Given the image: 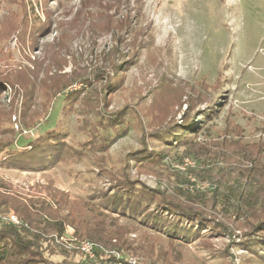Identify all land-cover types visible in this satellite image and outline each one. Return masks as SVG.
Wrapping results in <instances>:
<instances>
[{
    "label": "rangeland",
    "instance_id": "374dc122",
    "mask_svg": "<svg viewBox=\"0 0 264 264\" xmlns=\"http://www.w3.org/2000/svg\"><path fill=\"white\" fill-rule=\"evenodd\" d=\"M126 1L121 6L120 14L123 15L130 7L133 8L131 15L134 17L139 5L142 11L132 26L136 27V31L130 30L125 34L120 50L130 56L141 40L143 48L133 59L134 63L123 71L120 85L111 91L105 89L103 69L109 72L111 69L108 64L105 65L102 53L111 50L115 42L113 30L105 26L108 19L102 18V9L92 4L82 8L81 0H63L62 3L59 0H27L29 6H34L39 19L50 24L47 31L38 30L35 39L30 29L32 27L27 28L29 30L24 37H19L22 28L12 25V14L21 12L16 0L0 2V74L11 71L12 76L9 77L19 85L22 84L21 71L29 73L33 80L29 92L22 91L20 86L16 91L8 82L2 83L4 86L0 88V110L13 106L17 113L12 116V126L17 132H0L1 193H12L33 200L39 197L50 200L51 189L58 188L68 192L70 199H86L95 209L102 203L98 192L111 187L110 178L102 175L98 167L97 156L100 154L103 155L99 158L101 163L113 172L126 171L147 186L172 189L166 177L140 171V159H135L133 155L145 145L153 152L170 147L174 154L166 160L170 170H185L188 165L197 166L202 162L194 155L180 161L179 156L185 150L184 144H176V141L169 144L153 137L158 122H154V128L150 126L153 124L150 119L155 121L150 112L155 100V89L150 90V86L158 84L161 77L167 75L173 77L176 84L179 80L191 84L205 80L215 85L209 87L208 92L212 101L200 104L202 111L195 115L196 126L201 128L196 136L197 141L209 142L212 146L215 141L224 139L264 141V0H140L139 3L130 0L129 5H126ZM116 12L113 9L109 14L113 16ZM10 26L12 28L8 37H2L5 27ZM128 57H123V60ZM99 75L103 76V80H92V86L80 80L69 84L52 105L50 90L53 83ZM78 90H81V95L70 106L71 113L65 116L63 106L67 101L64 96ZM179 92H175V96L170 99L177 98ZM185 94L179 109L177 105L173 109L177 119H180L186 108ZM25 97L29 104L27 115H34L38 120V124L35 122L30 128L24 127L20 120ZM90 97L93 98V104L98 102L103 108L100 111L103 116L113 115L124 108L133 109L137 114L128 117L127 132L115 139L106 151L80 145L91 132L99 133V139L106 134L110 138L115 135L113 130H93V123L101 117L94 111L86 110ZM209 111H215L211 119L203 115ZM55 125L60 128L64 140L78 150L83 148L85 155L44 168L5 163L11 153L21 151L25 144ZM187 159L192 163L186 165ZM146 168L150 170L155 166L147 164ZM192 180L199 189L210 187L195 177ZM2 208L0 224L12 223L6 218L13 214L19 222L12 225L19 226L22 221L14 210L9 208L1 211ZM114 215L119 216L117 213ZM119 218L122 222L138 225L137 231L131 234L132 238L139 240L144 233L149 232L163 244H168L169 237L161 231V227L153 228L145 222H139L140 217L124 215ZM216 218L221 220V214L218 213ZM230 230L214 236L205 231L189 240L178 239L175 251L180 255L181 264H248L252 255L242 244L243 230L238 228L234 233ZM67 233L77 239L72 226H67L64 234ZM204 242H210L211 246L204 247L201 245ZM118 252L135 260V263L130 264H152L148 253ZM80 256L83 260L87 258L85 254H79L75 259L78 260ZM49 258L62 261L64 256L52 254ZM251 262L264 264V259L261 261L254 257ZM160 264L168 263L165 261Z\"/></svg>",
    "mask_w": 264,
    "mask_h": 264
},
{
    "label": "trees",
    "instance_id": "16d2710c",
    "mask_svg": "<svg viewBox=\"0 0 264 264\" xmlns=\"http://www.w3.org/2000/svg\"><path fill=\"white\" fill-rule=\"evenodd\" d=\"M59 1L62 3L63 0ZM81 1L82 8L92 4L102 9L104 11L102 18L108 19L105 22L106 28L113 30L115 44L111 50L102 53L105 65L108 64L111 72L103 69L104 77L82 76L68 82L53 83L54 86L52 84L50 90L53 97L52 105L69 84L79 80L92 86L96 78L98 79L95 81H101L104 78L106 87L104 88L108 91L115 89L122 81L123 71L134 63L133 59L143 48L141 40L134 54L130 56L120 50L125 34L130 30L134 32L136 28L132 26L141 15L140 5L136 9L137 14L132 17L133 8L130 7L123 15L120 14L121 6L125 4L124 0ZM129 1H126V5H129ZM139 1L136 0L137 3ZM16 2L21 12L12 14L14 20L12 25L15 28H22L19 37H24L29 27H32L30 29L35 39L38 36V30L44 32L49 29L50 24L39 19L34 12V6L32 4L29 6L30 2L27 0H16ZM113 9L117 12L112 16L109 11ZM17 21L20 23L18 24ZM11 28V26L5 27L2 37H8ZM125 56L129 57L123 60ZM10 75L12 76L11 71L0 74V88L4 86L2 83L8 82L9 86L11 84L16 91L18 86L24 92L31 91L33 80L29 73L20 72V83H22L20 85L16 80L12 81ZM161 78L158 84L150 86V90L155 89L153 91L155 100L150 110L155 121L151 118L150 122L153 124L150 126L154 128V122H158V126L153 130L155 134L153 137L160 138L169 144L173 143L172 141H176V144H184L185 150L179 156L180 161H183L184 157L194 155L195 158L202 159L201 164L188 165L185 170L178 168L170 170L167 159L174 155L170 147L153 152L149 151L145 145L133 152L135 159H140V171L153 172L159 177H166L172 186L169 190L165 187L147 186L139 179L132 178L126 171L113 172L101 163L99 158L103 155L100 154L97 156L98 167L102 175L110 178L111 187L98 192L101 194L102 203L95 209L91 208V203L86 199H70L68 192L58 188L51 189L50 200L41 197L33 200L0 192V207L3 206L1 211L12 208L22 221L19 226L12 223L0 224V264H81V260L75 259L76 255L83 254L78 248H70L64 242L56 240V237L60 238L64 235L68 225L74 228L77 239H87L96 243L95 251L99 264H114L116 261L121 264H130L125 258L119 259L111 253L106 254L102 247L107 250L148 253L152 264L165 263V261L168 264H181L180 255L175 251L178 239L189 240L205 231L211 232V236H214L226 233L232 227H234L230 230L232 233L238 228L243 230L242 244H245L252 255L248 264L252 263L254 257L261 261L264 259V141L246 142L242 139H224L215 141L213 146L209 142L197 141L196 136L201 128L196 126L195 115L198 111H202L199 108L200 104L212 101L208 97V92L209 87L215 85H210L205 80H200L196 84L179 80L176 84L171 76ZM94 90L98 95L96 88ZM178 91L181 92L179 96L170 99ZM184 93H186L184 100L186 108L180 119H177L173 109L176 105L178 109L182 105ZM80 95L81 90L65 94L64 99L67 101L63 106L65 116L71 113L70 106L78 100ZM100 96L99 94L97 97L100 98ZM27 97H25L23 111L20 112V120L24 127L30 128L38 120L34 115H27L29 107ZM92 99L90 97L89 101ZM89 101L86 110L94 111L101 117L98 122L93 123V130L97 132L99 128L105 129L104 131L113 130L115 135L110 138L106 134L99 139V133L91 134V132L87 140L80 145L106 151L115 139L127 132L128 117L137 114L133 109L124 108L113 115L103 116L100 112L103 108L99 103L93 104V100ZM214 112H205L203 115L211 119ZM14 114L17 113L16 107L14 109L13 106L0 110L1 133L17 132L12 126ZM179 131H181L180 134H178ZM190 135L195 138H191ZM82 149L78 150L68 144L60 128L55 125L25 144L21 151L11 153L5 163L20 167L44 168L56 163L68 162L73 158H81L85 155ZM147 164L155 168L149 170L146 168ZM192 177L200 182L208 183L210 187L197 188ZM218 213L221 214V220L216 218ZM124 215L140 217L139 222H145L153 228L161 227V231L167 233L169 237L168 244H163L157 236L149 232L144 233L139 240L132 238L131 234L137 231L138 225L122 222L119 217ZM201 245L207 248L211 246L210 242H204ZM52 254L63 255L64 259L54 261L49 258Z\"/></svg>",
    "mask_w": 264,
    "mask_h": 264
},
{
    "label": "built area",
    "instance_id": "2783aa9c",
    "mask_svg": "<svg viewBox=\"0 0 264 264\" xmlns=\"http://www.w3.org/2000/svg\"><path fill=\"white\" fill-rule=\"evenodd\" d=\"M192 162L190 160L187 159L186 165L191 164ZM6 220H8V222H12L17 224L19 221L17 219V217L13 214L9 215ZM56 240L58 242H64L68 247H76L78 248L83 254H85L87 256V259L89 261L91 260H96L97 256H96V251L95 249L97 248L96 243H94L93 241L87 240V239H83V240H78V239H74L72 235L64 234V236L56 237ZM99 247V246H98ZM103 249L106 254L111 253L113 255H115L117 258H125L129 263H135V260L131 257H125L122 256V254L116 250H107L105 248H101ZM114 264H121L119 261H116Z\"/></svg>",
    "mask_w": 264,
    "mask_h": 264
},
{
    "label": "crops",
    "instance_id": "0c3cea01",
    "mask_svg": "<svg viewBox=\"0 0 264 264\" xmlns=\"http://www.w3.org/2000/svg\"><path fill=\"white\" fill-rule=\"evenodd\" d=\"M78 260L82 261L81 264H97V263H99L98 259L97 260L88 261L87 259L83 260L82 256H80ZM92 261H95V262L92 263Z\"/></svg>",
    "mask_w": 264,
    "mask_h": 264
}]
</instances>
